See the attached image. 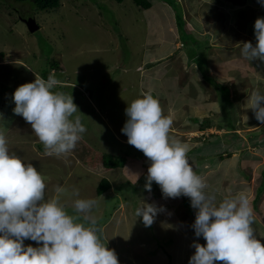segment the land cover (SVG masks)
Returning a JSON list of instances; mask_svg holds the SVG:
<instances>
[{"label": "rangeland", "instance_id": "rangeland-1", "mask_svg": "<svg viewBox=\"0 0 264 264\" xmlns=\"http://www.w3.org/2000/svg\"><path fill=\"white\" fill-rule=\"evenodd\" d=\"M151 3L152 7L144 10L132 0H61L58 8L45 12L31 3L0 0V133L6 137L10 152L42 173L46 198L59 196L70 215H83L74 211L78 198L73 195L74 189L79 190V198L97 201L88 215L96 221L106 246L115 250L120 264H188L195 251L193 241L206 243L203 237L194 236L191 226L195 209L190 198H166L155 182L147 191L144 185L150 160L128 143L121 148L115 139L116 130L106 124L100 129L95 127L94 134L90 132V141L96 147L103 145L107 152L127 154L124 168L104 170L102 151L95 152L85 140L90 148L85 149L88 156L74 149L49 155L30 123L13 112L12 94L26 81L17 85L6 76L20 74L19 68H13L17 63L27 66L36 77L46 70L58 84L81 89H52L72 95L78 108L72 116H82L93 124L81 108L86 97L93 95L101 115L114 119L121 129L127 119V104L151 92L161 107L169 106L162 109L163 113H170L167 116L177 124L171 126L169 136L188 144L187 156L205 180L206 191L220 201L241 190L248 195L253 186L249 195L255 217L253 228L264 245V123L245 107L252 91L264 92V62L249 61L241 54L243 42L256 44L254 22L264 17V5L260 0H249L246 6L225 0ZM31 18L40 26L36 33H31L24 23ZM53 60L58 61L60 70H50L48 64ZM139 66L142 70H137ZM230 71L243 75L238 84L221 86L215 82ZM220 90L230 93L231 105L225 106L229 100L220 103ZM234 91L239 94L234 96ZM213 118L225 129L235 124L242 128L237 132L241 140L234 136L216 140L215 135L224 133L217 127L193 135L182 130L205 127ZM85 132L89 134L87 129ZM101 136L102 142L94 141ZM233 140L244 148L235 156H195L198 148L209 152L214 143L216 148L209 153L213 154ZM78 147L79 141L75 148ZM247 176L251 179L247 180ZM103 179L110 181L111 188L99 196L97 188ZM58 186L62 192L57 193ZM142 201L162 208L150 226L135 215ZM24 243L36 246L31 240Z\"/></svg>", "mask_w": 264, "mask_h": 264}, {"label": "clouds", "instance_id": "clouds-1", "mask_svg": "<svg viewBox=\"0 0 264 264\" xmlns=\"http://www.w3.org/2000/svg\"><path fill=\"white\" fill-rule=\"evenodd\" d=\"M260 3L264 5V0ZM254 36L256 44L243 42L241 54L249 61L264 62V17L255 20ZM57 84L51 75L47 80L35 78L12 94L14 114L30 123L49 155L70 152L86 131L78 117L71 119L78 109L72 95L52 91ZM245 107L264 123V92L252 91ZM125 114L121 132L128 144L150 160L145 189L150 192L155 182L166 198L187 196L195 209L191 227L194 236L203 237L206 243L193 241L195 251L188 264H264V245L255 234L254 212L246 191L220 201L206 191L205 180L187 156L188 144L169 136L173 120L163 114L159 99L151 92L127 104ZM45 189L42 173L10 152L6 137L0 133V264H120L115 250L106 246L96 221L88 215L97 201L79 198V190L74 189L73 195L78 197L74 211L83 215H70L59 196L46 198ZM56 191L63 188L58 186ZM161 210L142 201L135 215L150 226ZM25 240L36 242V246L25 245Z\"/></svg>", "mask_w": 264, "mask_h": 264}, {"label": "trees", "instance_id": "trees-1", "mask_svg": "<svg viewBox=\"0 0 264 264\" xmlns=\"http://www.w3.org/2000/svg\"><path fill=\"white\" fill-rule=\"evenodd\" d=\"M14 1L31 3V4L34 5V7L37 10L45 11V12L51 11V10H54V9L58 8L60 6V3H61V0H14ZM115 1L118 2V3H122L125 0H115ZM132 1L134 2V4H136L138 7L142 8L144 10H148V9H150L152 7L151 0H132ZM225 1L229 2V3L233 4V5H236V6H246L249 0H225ZM9 65H7V69L9 68ZM48 65H49L50 70L56 69L58 71V70L61 69L58 61H56V60H53V62H50ZM13 68L15 69V71H18V68H19L20 69V71H19L20 74L7 75L6 77L9 80L16 81L17 85H18L19 82L23 83V82L26 81V83H27V82H31L32 80L34 81L35 78H41L42 77L45 80H47V78L49 77V74H50L48 71L43 70V71H40V75L41 76L37 75L38 77H36V74L34 72L30 71L27 66L22 65L20 63L19 64L18 63L14 64ZM9 69H11V68H9ZM21 72L24 73V74L22 75ZM31 78H32V80H31ZM218 79H219V81L215 80V82L217 84H221V86H225L227 84L231 86V83L238 84V82L240 81L237 78L228 79V80H224V81L220 80V78H218ZM55 87L71 88V89L75 88V89H77L76 87H78V86L75 87L72 84H57L53 88H55ZM223 88H225V87H223ZM220 92H221L220 93L221 96L220 95L217 96V98L219 99L220 103L224 102V100H229L228 104H226L225 106L231 105V101H230V97H229L230 93H227L225 91L222 92V90H220ZM234 92H235V93H233L234 96H235V94H239L237 91H234ZM224 95L226 96L225 99H224ZM90 96L94 97L93 95H90ZM215 111L217 112L216 109H215ZM80 116H81V114H80ZM75 117H77V115L72 116L71 119L74 120ZM206 126H207V128H206ZM210 127H217V129L220 130V131L221 130L222 131H226L222 135H215L216 140H222L223 138L230 137V136H234V137H236V139H240L241 140V138H240V136L238 135L237 132L240 129H242V128L237 127L236 124L234 125V127H232L231 129L228 130V129H225V127H223V126H220V123H219V121L217 119H214V120L210 121L208 124H206L205 127H202L199 130L201 131V130H204V129H209ZM84 133H86V132H84ZM84 133L81 134V139L83 141L85 139H87V137H88ZM89 139H88V141H85V142L87 143V145L91 149H93L95 152L97 150H101L102 151L101 152L102 153V167H103L104 170H114V169H118V168H123L125 166L126 160L128 158L127 154H119V153H114V152H107L106 150H103L100 147H96L94 144H92V142H90ZM204 140L207 141L205 138H204ZM99 141H102V136L99 138ZM263 143H264V141H263ZM204 144H205V142H204ZM212 144H213V146H212ZM212 144H211L209 152L199 151V148H198L197 153L195 154V156L197 158L206 159V158H210V157H213V156L217 155V156H219L222 159L224 156L232 157V156H234V154H237L239 151H242V149H244L243 148V144L241 145V144H239L238 141H234L233 140L222 151L215 152L213 154H209V153H211V151L213 150L214 147L216 148V145L214 143H212ZM243 151H246V150H243ZM110 188H111L110 181L107 180V179H103L100 182V184H99V186L97 188V195L100 196V195L106 193Z\"/></svg>", "mask_w": 264, "mask_h": 264}, {"label": "crops", "instance_id": "crops-1", "mask_svg": "<svg viewBox=\"0 0 264 264\" xmlns=\"http://www.w3.org/2000/svg\"><path fill=\"white\" fill-rule=\"evenodd\" d=\"M237 68V67H236ZM137 70H142V67L141 66H139V68L137 69ZM233 78H237V79H239V80H241L242 78H243V75L241 74V75H239V74H237V73H235V72H232V71H230V73H228V74H226V75H224L223 76V78L222 77H220V80H228V79H233ZM182 98V97H181ZM83 101H84V98H83ZM96 102H97V99H96V97H92V96H90L89 95V98L87 99V97H86V99H85V102L83 103V105L84 106H81V108H84V110H86V112H87V114H89L90 115V117L89 118H91L93 121H94V123L92 124V123H90L89 121L87 122V120H85L82 116H81V119H80V121H81V123L83 124V126L85 127V129H87L88 131H89V135H87L88 137H87V139H85V141H88V139L89 140H91V137H92V135L90 134V132L91 133H93L94 134V132H95V129L98 127L99 129L100 128H102V127H104L103 126V124H106L107 125V128H109V129H115L116 130V133H115V139H116V141H117V143L120 145H122L121 146V148H123V146L124 145H127V144H125V143H127V136L126 137H123L122 136V132H121V125L119 124V123H117L114 119H112L111 120V118H109V120H108V118H104V116L103 115H101V113H100V110H99V108H98V106H97V104H96ZM110 106V105H109ZM172 106V105H171ZM111 107V106H110ZM166 107H169V106H164V107H162V109H164V108H166ZM171 108V107H170ZM172 110H173V108H171V112H172ZM85 112V113H86ZM107 113V112H106ZM164 115H170V113H163ZM108 115V114H107ZM77 117H79L78 115H77ZM108 121V122H107ZM183 125H185V123H183ZM172 126H177V124L173 121V123H172ZM92 127V128H91ZM96 127V128H95ZM90 128H91V130H90ZM211 128V127H210ZM200 129V128H199ZM198 128L197 129H195V130H193V129H189V127H186V128H183L182 130H185V132H186V134L187 135H193V134H196V133H200V132H204L205 130H199ZM222 131V130H221ZM224 132H226V131H224ZM174 134H176V133H174ZM177 135V134H176ZM100 138V137H99ZM99 138H95V140L94 141H96V142H99ZM103 139V138H102ZM177 139V138H176ZM178 140V139H177ZM103 141V140H102ZM101 141V142H102ZM90 142H93V141H90ZM79 144H80V147H78V148H74V150H76V151H85V149H90L84 142H83V140L82 139H80L79 140ZM100 148L101 149H103V150H106V149H104V146L102 145V146H100ZM109 150H111V149H109ZM120 150H122V149H120ZM86 153V152H85ZM119 154H125V153H120L119 152ZM86 155L88 156L89 154L88 153H86ZM234 156H235V154H234ZM129 157V156H128ZM124 168V167H123ZM118 169H122V168H118ZM247 175H251L252 176V174H248V173H246ZM246 174H245V176H246ZM256 174H257V172H256ZM251 176H247V180H250L251 179ZM255 177V181H257L256 179H258L256 176H254ZM262 180H264V177L262 178ZM255 181H254V184H255ZM252 191H253V186L252 187H250V192L252 193ZM250 193V194H251ZM250 194H248V196L250 195ZM253 196H255V194L253 193ZM251 204H252V200H251Z\"/></svg>", "mask_w": 264, "mask_h": 264}, {"label": "water", "instance_id": "water-1", "mask_svg": "<svg viewBox=\"0 0 264 264\" xmlns=\"http://www.w3.org/2000/svg\"><path fill=\"white\" fill-rule=\"evenodd\" d=\"M24 23L27 25L31 33H36L40 30V26L34 18L24 20Z\"/></svg>", "mask_w": 264, "mask_h": 264}]
</instances>
